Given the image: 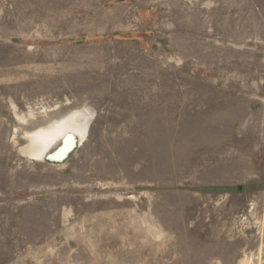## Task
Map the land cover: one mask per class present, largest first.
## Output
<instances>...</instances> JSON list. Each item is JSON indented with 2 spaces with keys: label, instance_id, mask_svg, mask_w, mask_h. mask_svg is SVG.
<instances>
[{
  "label": "rangeland",
  "instance_id": "374dc122",
  "mask_svg": "<svg viewBox=\"0 0 264 264\" xmlns=\"http://www.w3.org/2000/svg\"><path fill=\"white\" fill-rule=\"evenodd\" d=\"M0 264H264V0H0Z\"/></svg>",
  "mask_w": 264,
  "mask_h": 264
},
{
  "label": "bare ground",
  "instance_id": "6f19581e",
  "mask_svg": "<svg viewBox=\"0 0 264 264\" xmlns=\"http://www.w3.org/2000/svg\"><path fill=\"white\" fill-rule=\"evenodd\" d=\"M87 126V124L81 125L76 123V120L66 118L54 123L48 128L40 129L31 136L32 140L37 143L36 149L32 155L37 159L42 158L49 149L55 148V146L60 144L53 154L49 155L47 158H50L54 163L65 162L77 147L75 135L78 134L82 137Z\"/></svg>",
  "mask_w": 264,
  "mask_h": 264
},
{
  "label": "water",
  "instance_id": "95a60500",
  "mask_svg": "<svg viewBox=\"0 0 264 264\" xmlns=\"http://www.w3.org/2000/svg\"><path fill=\"white\" fill-rule=\"evenodd\" d=\"M48 160H50V158H49ZM50 161H51V160H50Z\"/></svg>",
  "mask_w": 264,
  "mask_h": 264
}]
</instances>
